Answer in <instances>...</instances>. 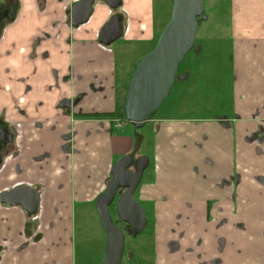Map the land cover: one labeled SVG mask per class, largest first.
I'll use <instances>...</instances> for the list:
<instances>
[{"label":"crops","instance_id":"1","mask_svg":"<svg viewBox=\"0 0 264 264\" xmlns=\"http://www.w3.org/2000/svg\"><path fill=\"white\" fill-rule=\"evenodd\" d=\"M78 1L14 0L15 19L0 35V113L7 111L23 146L0 169V192L19 182L41 185L39 221L45 230L32 244L27 234L36 219L19 205L0 203V264H72L75 203L97 195L112 164L108 157L125 152L118 129L107 131L101 119L77 117L81 151L64 155L68 111L60 101L82 96L76 113L118 111L122 87L136 68L121 66L122 50L113 43L99 45L113 8L94 0L88 21L75 27L69 8ZM222 1L230 8L231 29L221 38L214 33L228 68L203 78L220 84L226 109L191 114L174 105L175 112L147 122L154 133L153 160L148 181L138 189L151 213L152 230L141 241L151 244L144 254L150 264H264V0ZM145 2L121 0L116 7L123 15V8L131 12L130 22L121 25L122 43L140 60L164 26L156 28L154 0ZM140 8H147L141 17ZM211 30L206 27L205 48L212 45ZM100 82L106 99L92 88ZM92 160L96 164L87 168ZM229 176L235 178L231 184L218 185Z\"/></svg>","mask_w":264,"mask_h":264},{"label":"water","instance_id":"2","mask_svg":"<svg viewBox=\"0 0 264 264\" xmlns=\"http://www.w3.org/2000/svg\"><path fill=\"white\" fill-rule=\"evenodd\" d=\"M94 0H79L71 8V24H83L91 13ZM111 8L121 0H105ZM205 0H172L170 18L164 24L153 49L137 64L131 74L122 111L128 122L141 128L159 109L177 79L178 67L185 55L195 47L201 21L207 18ZM12 18V13H10ZM122 28L117 16H112L101 27L98 41L108 44L121 36ZM72 103H75L73 101ZM70 102L63 104L69 106ZM1 160V156H0ZM134 163V171L129 170ZM149 157L141 155L133 160L128 154L118 158L111 167V180L105 191L95 198L94 204L102 227L106 232L101 264H121L124 250V232L117 226L109 211L119 189H125L118 197L116 211L119 219L130 226L126 232L132 236L140 233L147 223L145 211L134 197ZM0 202L11 206L20 205L28 213L36 210L39 194L36 189L19 186L0 193Z\"/></svg>","mask_w":264,"mask_h":264},{"label":"rangeland","instance_id":"3","mask_svg":"<svg viewBox=\"0 0 264 264\" xmlns=\"http://www.w3.org/2000/svg\"><path fill=\"white\" fill-rule=\"evenodd\" d=\"M145 4V0H142ZM205 0L204 10L205 13H211L207 17V23L200 22L199 27L202 24V27L198 28L199 32L197 34V40L195 44L201 45L203 49L195 50L194 48L190 50L180 63L178 70L183 73L189 71L191 76H198V79H177L172 87L166 99L163 101L159 109L152 116L157 118L163 115H169L172 112H175V109H172V106L178 105V108H184L183 110L191 113H207V114H218L220 111L226 109L225 102L222 98V95L219 96L220 84L216 82L213 78H203L205 73L212 72V75L223 74L227 72L228 66L225 61L221 58L224 56L225 51L220 44L219 49L216 47V33H219V38L225 37L226 34L230 33L231 29V13L230 8H226L222 0ZM229 0H227V4ZM172 0H154L153 8H150L151 15L156 19V28L159 29L164 25L170 18V9H171ZM214 4L216 6H214ZM127 17V22L131 20V12L127 8H123ZM139 15L140 17L145 13L147 8H140ZM233 21V20H232ZM205 24V25H203ZM218 25V28L213 27ZM211 27V34L209 38L212 40V45L208 43L207 47L204 46L207 43V33L206 27ZM206 33L204 34V32ZM210 31V28H209ZM223 34V35H222ZM125 37H120L116 39L113 44L114 48L118 47L119 50H122L121 55V66L124 67L126 64H131L137 66L138 62L135 63L139 58V54H135V51L132 49V46L126 47L122 42ZM97 40V39H96ZM98 42V41H97ZM200 47V46H199ZM152 50V49H151ZM150 50V51H151ZM217 54L220 58H216ZM131 61V62H128ZM134 63V64H133ZM201 93L204 94V99L201 100ZM171 107V108H170ZM149 123H146L143 127L139 128L138 131L141 135H144V139L140 140L139 146L134 145L135 134H133L132 127L129 126L128 122H125L122 129L118 131L120 134L121 142L125 152H115L110 154L108 159L112 164L122 155L136 151L137 154L150 155L151 163L144 171L141 183H146L147 175L146 172L150 170L149 168L152 165V150L154 149V133L150 129ZM138 135V133H136ZM80 146L76 149V152L81 151ZM84 150H87V147H83ZM88 156L91 158L90 150L87 151ZM90 154V155H89ZM96 164V160H92L88 163V167L92 164ZM100 164V162H99ZM140 186V185H139ZM139 188V187H138ZM136 189L134 192V197L137 201L142 203L139 200V189ZM77 211L75 212V228L73 234V255H72V264H100L103 256V243L105 239V232L100 224L97 212L94 207V199L90 202L84 203L83 201L77 200L76 203ZM144 206V204H143ZM146 207V206H145ZM148 208V207H147ZM146 208V209H147ZM148 211L149 208L147 209ZM114 220L117 219L115 211L113 212ZM148 224L144 229V235L140 233L139 235L133 237L131 235H125V255L122 258V264H150L151 258L149 255L144 257L146 250L150 251L151 246L145 243H141L143 236L150 234L152 230L151 219L148 215ZM121 225V224H118ZM148 239V238H147Z\"/></svg>","mask_w":264,"mask_h":264},{"label":"flooded vegetation","instance_id":"4","mask_svg":"<svg viewBox=\"0 0 264 264\" xmlns=\"http://www.w3.org/2000/svg\"><path fill=\"white\" fill-rule=\"evenodd\" d=\"M14 0H0V35L2 33V30L6 28V25L10 22H12L14 19H15V15H14V8H13V5H12V2ZM71 9V8H69ZM120 8H113V14L110 16V18L112 16H117V19L119 21V24L120 26L122 25V22L124 23L127 19V17L125 18L124 16L126 15H123V13L119 10ZM10 13H12V18L10 17ZM91 13H92V10H91ZM91 13L89 14L87 20L85 22L88 21ZM207 15V13H206ZM208 17V16H207ZM109 18V19H110ZM108 19V20H109ZM107 20V21H108ZM207 20V18L205 19ZM106 21V22H107ZM204 21V20H203ZM83 22V23H85ZM202 22V21H201ZM105 24V23H104ZM103 24V25H104ZM81 24H79L78 26H80ZM102 25V26H103ZM78 26H75V27H78ZM122 28V26H121ZM124 35V31L122 29V33H121V36L122 37ZM119 37V38H120ZM118 39V38H117ZM114 42V41H113ZM111 42V43H113ZM111 43H108V44H103V43H100L99 42V45L102 46V47H107L109 46ZM200 46V47H199ZM195 50H199V48L202 50L201 48V45L199 44H195V47H193ZM178 75L180 74H185L186 77L184 79H187V77L189 78V71L187 72H183L181 73L179 70L177 72ZM129 83V82H128ZM128 83L126 82V84L122 87V91H124V93L122 94V104L120 105L119 107V110L121 109V107L123 106V102L125 100V97H126V93H127V87H128ZM93 90L94 91H100L102 92L103 94V99H106V96L107 94L105 93V86L102 85V82H100L99 85H95L93 84L92 86ZM81 97L82 96H76V97H72L71 98H67V99H64V100H61L60 103H59V106L64 109V110H67L68 111V116L64 119V122L67 124V134L66 136L64 137V143H63V151H64V155H67V156H72V155H75L77 152H76V143H77V129H76V124H75V121L77 120V117H80V118H97V119H101L102 121H105L107 123V131H112V130H115V129H122L123 125L125 122H128L127 120H123V118L120 116V115H115V116H92V117H83V116H80L79 114L80 113H83L84 111H80V112H74L73 111V108L78 105L79 101L81 100ZM73 101H75V103H72ZM70 102V105L69 106H63V104H66ZM118 110V111H119ZM95 114H101V113H105V112H108V111H100V110H96V111H91ZM7 111H2L0 113V156H1V160H0V169L3 168V166L5 165V163L7 162V159L10 158L11 160H9V162L13 161L14 158L16 157L17 154H19L22 150H23V146H22V143H21V139H19V132L18 130L16 129L17 126L15 127L14 125L12 126V124L6 119L7 118ZM125 117V116H124ZM68 118V119H67ZM153 118V117H151ZM150 118V119H151ZM126 119V118H125ZM149 119V120H150ZM148 120V121H149ZM146 121L145 124L148 122ZM117 123V124H116ZM129 123V122H128ZM116 124V126H115ZM144 124V125H145ZM103 125V124H102ZM133 127V134H135V127L133 124H131ZM135 127V128H134ZM139 129V128H137ZM156 132V130H155ZM144 138V137H143ZM142 138V139H143ZM135 140V138H134ZM139 146V145H138ZM129 156L132 157L133 160H136L139 156H141L140 154H137L136 151L134 152H130V153H127ZM126 155V154H124ZM142 155H145V154H142ZM123 156V155H122ZM148 156V155H147ZM151 156L153 157V155L151 154ZM121 157V156H120ZM119 157V158H120ZM149 157V164L151 163V160H150V155L148 156ZM153 160V158H152ZM148 164V166H149ZM113 164H111L109 170H108V176L111 175V167H112ZM147 166V167H148ZM146 167V168H147ZM146 168L144 169V171L146 170ZM129 170L131 171H134L135 168H134V163L130 165L129 167ZM144 174V172H143ZM107 176V177H108ZM107 177L105 178L104 180V184L102 185V188L101 190L97 193V195L93 198L94 201H95V198L102 194L108 183L110 182L111 180V177H110V180H106ZM143 177V175H142ZM142 180V178H141ZM235 178L234 176H229L228 178H225V179H220L219 182H218V185L220 186H223L225 184H231L232 181H234ZM141 183V181H140ZM139 183V185H141ZM139 185L137 186V188L139 187ZM19 186H25V187H29V188H34L37 190L38 194H39V202L37 203V207H36V210L35 212L33 213H28L26 210H24L23 207H20L23 209V211L26 213L29 214V216H32L34 217V219H36L34 222L35 224L33 225V229L32 231L28 232L27 237L28 239L31 240V243L32 244H35L36 242H38L40 239H42L44 236H45V230H43L44 228H42L41 226V222L39 221V216L40 218L43 216V213H44V209H43V205L41 204V195L43 193V190H42V187L41 185H36L34 187H32L31 185H28L24 182H19L18 184L12 186L10 189H5V190H2L1 192H5V191H9V190H12L13 188H16V187H19ZM136 188V189H137ZM125 189H119V192H117V195L115 196L113 202L109 205V211H110V214H111V218L113 220V222L119 226L123 232H124V250H123V253H122V257H121V264H122V258L123 256L126 254L125 253V235L128 234L126 231L127 230H130V226H127L126 223L122 222L119 217L117 219L119 220H114L113 218V212L115 211L116 215H117V211H116V202H117V199L119 197V195L124 191ZM136 191V190H135ZM0 192V193H1ZM92 199V200H93ZM136 199V198H135ZM137 200V199H136ZM138 202V201H137ZM2 203V202H0ZM2 204H5V206L7 207H12L11 205H8L6 203H2ZM141 204V202H140ZM17 206V205H16ZM141 206L143 207L144 211H145V214H146V218H147V223H146V226L149 222V218H148V215L151 217V213L150 211H146L144 206L141 204ZM94 207H95V204H94ZM148 209V208H147ZM95 210H96V207H95ZM97 212V210H96ZM97 215H98V212H97ZM118 216V215H117ZM98 218H99V215H98ZM100 220V218H99ZM101 224V222H100ZM118 224H121V225H118ZM102 226V225H101ZM146 226L144 227V229L146 228ZM103 228V227H102ZM144 229L140 232V233H144ZM104 230V228H103ZM105 232V230H104ZM140 233H138L137 235H139ZM128 235H131V234H128ZM135 235V236H137ZM132 236V235H131ZM133 236V237H135ZM105 238H106V232H105ZM148 238V237H147ZM104 242H105V239H104ZM151 246V244H148ZM103 248H104V243H103ZM102 259H103V256H102ZM102 262V260H101ZM101 264V263H100Z\"/></svg>","mask_w":264,"mask_h":264},{"label":"trees","instance_id":"5","mask_svg":"<svg viewBox=\"0 0 264 264\" xmlns=\"http://www.w3.org/2000/svg\"><path fill=\"white\" fill-rule=\"evenodd\" d=\"M79 115L83 116V117L120 115L123 118V120H126L125 117H124V113L122 111V107H121V109L119 111H108V112H105V113H101L100 115L99 114H95L93 112H83V113H80ZM129 123L132 124L131 122H129ZM135 130L136 131H135L134 145L137 146V145H139L140 140L143 138V135L140 134V132L138 131L137 128H135ZM136 133H138V135H136ZM110 177H111V175H109L106 180H110Z\"/></svg>","mask_w":264,"mask_h":264},{"label":"built area","instance_id":"6","mask_svg":"<svg viewBox=\"0 0 264 264\" xmlns=\"http://www.w3.org/2000/svg\"><path fill=\"white\" fill-rule=\"evenodd\" d=\"M117 124V123H116ZM116 124H115V126H116Z\"/></svg>","mask_w":264,"mask_h":264}]
</instances>
